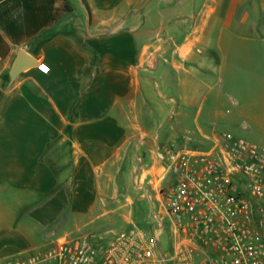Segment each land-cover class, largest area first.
Returning <instances> with one entry per match:
<instances>
[{
  "label": "crops",
  "instance_id": "obj_1",
  "mask_svg": "<svg viewBox=\"0 0 264 264\" xmlns=\"http://www.w3.org/2000/svg\"><path fill=\"white\" fill-rule=\"evenodd\" d=\"M145 1L0 0V262L114 223L113 194L130 193L138 151L164 145L168 109L201 111L200 45L264 78V0H153L152 27ZM19 50L49 71L10 83Z\"/></svg>",
  "mask_w": 264,
  "mask_h": 264
},
{
  "label": "built area",
  "instance_id": "obj_2",
  "mask_svg": "<svg viewBox=\"0 0 264 264\" xmlns=\"http://www.w3.org/2000/svg\"><path fill=\"white\" fill-rule=\"evenodd\" d=\"M210 141L202 150L168 147L161 155L165 173L151 183L169 222L170 255L157 214L152 231L134 225L107 247L93 237L67 236L26 261L0 264H264V147L231 134ZM148 196L154 201L151 189Z\"/></svg>",
  "mask_w": 264,
  "mask_h": 264
},
{
  "label": "rangeland",
  "instance_id": "obj_3",
  "mask_svg": "<svg viewBox=\"0 0 264 264\" xmlns=\"http://www.w3.org/2000/svg\"><path fill=\"white\" fill-rule=\"evenodd\" d=\"M145 9L149 22L153 26L151 14L153 0ZM144 13V12H143ZM202 53L199 59L204 61V67L193 71V90L202 95L201 111L191 108L186 115L179 117L177 110L172 107L171 118H168L162 128L157 129L154 136L160 146H150L143 151H138V161L134 172V182L130 183V193H114L113 206L107 210L112 212L103 216V223L111 220L112 224L102 229H96L100 222L85 227L81 225L69 229L71 238L93 237L101 247L109 246L115 238L132 228L134 225L147 231H152L159 224L157 214L164 219L166 234L162 237L163 248L166 254H171L167 230L169 222L165 214L160 213L159 204L155 201L154 185L150 180H160L164 175L165 162L158 160L159 154L164 152V147L175 144L177 147L189 149H206L210 139L215 136L231 134L259 147H264V78L251 76L250 71L244 67L227 66L220 68L218 53H211L204 45H200ZM158 94L165 92L158 89ZM176 96L177 91L172 90ZM157 94V95H158ZM159 96V95H158ZM155 142V143H157ZM158 144V145H159ZM138 176V177H137ZM125 180L124 173L120 175ZM173 180V175L167 177L163 186L168 187ZM146 186L151 189V201ZM145 191V192H143ZM116 196V197H115Z\"/></svg>",
  "mask_w": 264,
  "mask_h": 264
},
{
  "label": "water",
  "instance_id": "obj_4",
  "mask_svg": "<svg viewBox=\"0 0 264 264\" xmlns=\"http://www.w3.org/2000/svg\"><path fill=\"white\" fill-rule=\"evenodd\" d=\"M150 1L151 0H146L144 5H147ZM87 33L91 37L96 36L95 34H92L90 32L89 26H87ZM104 34L106 33L104 32L98 33V35H104ZM38 66H40V63L34 56L30 55L24 50H19L12 64V67L9 71V82L13 83L19 77L20 74H22L23 72H25L30 68L38 67Z\"/></svg>",
  "mask_w": 264,
  "mask_h": 264
},
{
  "label": "snow or ice",
  "instance_id": "obj_5",
  "mask_svg": "<svg viewBox=\"0 0 264 264\" xmlns=\"http://www.w3.org/2000/svg\"><path fill=\"white\" fill-rule=\"evenodd\" d=\"M46 70V69H45Z\"/></svg>",
  "mask_w": 264,
  "mask_h": 264
}]
</instances>
